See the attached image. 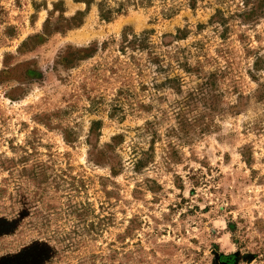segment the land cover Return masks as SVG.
Here are the masks:
<instances>
[{"label":"rangeland","instance_id":"obj_1","mask_svg":"<svg viewBox=\"0 0 264 264\" xmlns=\"http://www.w3.org/2000/svg\"><path fill=\"white\" fill-rule=\"evenodd\" d=\"M0 264H264V0H0Z\"/></svg>","mask_w":264,"mask_h":264}]
</instances>
